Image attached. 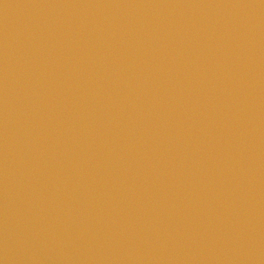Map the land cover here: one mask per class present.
I'll return each mask as SVG.
<instances>
[{"label": "water", "instance_id": "95a60500", "mask_svg": "<svg viewBox=\"0 0 264 264\" xmlns=\"http://www.w3.org/2000/svg\"><path fill=\"white\" fill-rule=\"evenodd\" d=\"M0 264H264V0H0Z\"/></svg>", "mask_w": 264, "mask_h": 264}]
</instances>
